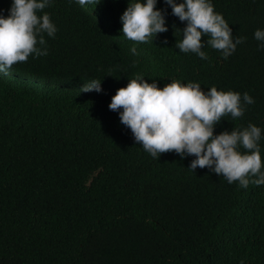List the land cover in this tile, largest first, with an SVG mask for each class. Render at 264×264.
Wrapping results in <instances>:
<instances>
[{
	"label": "trees",
	"instance_id": "trees-1",
	"mask_svg": "<svg viewBox=\"0 0 264 264\" xmlns=\"http://www.w3.org/2000/svg\"><path fill=\"white\" fill-rule=\"evenodd\" d=\"M97 2L54 0L43 10L58 29L44 34L48 55L0 73V264H264V185L193 173L194 156L154 159L108 108L137 76L160 88L193 82L255 100L242 117L223 116L214 135L264 129V50L254 38L264 0H212L232 35L246 37L227 59L210 45L207 59L179 52L186 22L163 0L168 31L153 43L121 33L131 0ZM10 5L0 0L5 16ZM92 79L102 91L81 92ZM260 147L264 163V139Z\"/></svg>",
	"mask_w": 264,
	"mask_h": 264
},
{
	"label": "clouds",
	"instance_id": "clouds-1",
	"mask_svg": "<svg viewBox=\"0 0 264 264\" xmlns=\"http://www.w3.org/2000/svg\"><path fill=\"white\" fill-rule=\"evenodd\" d=\"M54 0H11L7 16L0 10V73L8 74L17 62L48 55L44 34L54 38L58 31L47 12ZM81 7L95 0H69ZM100 3H96V5ZM158 0H131L120 16L121 33L134 42L147 43L168 31L166 9L157 8ZM171 14L186 22L180 33L182 40L175 46L182 53H194L207 59L202 49L210 45L227 59L246 37H234L222 14L214 11L212 0H163ZM38 13H43L38 15ZM209 39L202 42V36ZM254 38L258 49L264 50V29H257ZM167 43V40L163 41ZM130 52L137 56L136 47ZM102 80L83 84L81 92L100 93ZM255 100L247 92H224L215 87L204 90L199 83L182 84L175 80L162 88L157 80L151 83L137 76L127 86L116 91L108 104L122 125L130 129L134 140L151 157L157 159L166 152H175L182 159L194 156L189 169L207 168L223 176L229 184L239 182L264 185L260 141L264 129L251 123L246 128L222 131L214 135L222 117H242L246 106ZM245 151L241 152L240 148Z\"/></svg>",
	"mask_w": 264,
	"mask_h": 264
}]
</instances>
